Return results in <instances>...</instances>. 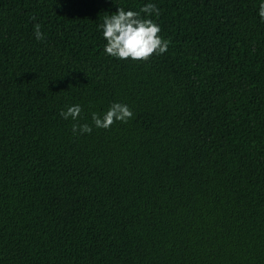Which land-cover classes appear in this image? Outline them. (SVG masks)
I'll list each match as a JSON object with an SVG mask.
<instances>
[{
	"label": "trees",
	"instance_id": "16d2710c",
	"mask_svg": "<svg viewBox=\"0 0 264 264\" xmlns=\"http://www.w3.org/2000/svg\"><path fill=\"white\" fill-rule=\"evenodd\" d=\"M261 2L0 0V264H264ZM149 3L168 51L106 54L104 16Z\"/></svg>",
	"mask_w": 264,
	"mask_h": 264
},
{
	"label": "clouds",
	"instance_id": "9594fccd",
	"mask_svg": "<svg viewBox=\"0 0 264 264\" xmlns=\"http://www.w3.org/2000/svg\"><path fill=\"white\" fill-rule=\"evenodd\" d=\"M141 13L149 17L154 14L158 18L160 9L152 3L145 5L140 11L125 10L119 6L116 13L104 16L100 28L106 40V54L118 60L147 63L154 56L163 55L168 51L171 41L161 36L162 29L159 24L153 19L142 17ZM259 16L264 21V2L260 4ZM34 34L37 40L45 39L39 24L34 26ZM82 111L80 105H73L59 114L64 120L79 121ZM132 118L131 109L126 104L117 102L111 104L103 116L93 112L92 125L73 123L72 132L74 135L91 134L93 125L97 129L109 130L115 123H127Z\"/></svg>",
	"mask_w": 264,
	"mask_h": 264
}]
</instances>
